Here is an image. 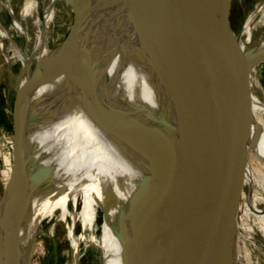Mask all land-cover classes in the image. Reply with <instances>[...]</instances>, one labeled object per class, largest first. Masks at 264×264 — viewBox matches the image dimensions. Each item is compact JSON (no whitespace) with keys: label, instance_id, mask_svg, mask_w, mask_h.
I'll list each match as a JSON object with an SVG mask.
<instances>
[{"label":"bare ground","instance_id":"6f19581e","mask_svg":"<svg viewBox=\"0 0 264 264\" xmlns=\"http://www.w3.org/2000/svg\"><path fill=\"white\" fill-rule=\"evenodd\" d=\"M15 1L17 10L12 0H0L1 19L10 15L1 27L12 35L6 60L12 101L16 86L29 85L58 45L51 33L56 0H42V26L35 18L34 38L24 19L37 9L36 1ZM197 3L194 13L203 8L208 14L204 29L212 53L210 83L234 58L235 48L245 51L258 41L255 31L264 26V0L256 1L237 33L226 25L225 0ZM114 15L104 21L98 32L101 39L93 46V62L102 71L99 89L103 100L111 107L145 106L153 115L167 118L171 74L165 34L170 32L173 17L168 0H137L133 7ZM158 20L163 23L160 27ZM257 47H264V39ZM172 48L182 62L183 46L176 36ZM14 65L19 66L17 70ZM235 75L237 80L211 108L209 134L216 138L217 161L225 171L228 227L235 226L234 216L242 212L253 217L264 237V99L250 94L247 69L240 68ZM79 94L71 77L62 75L32 95L24 133L27 170L42 167L47 179L41 186L21 191L13 202L11 212L15 211L19 222L7 232L6 249L15 253L17 264H31L32 255L44 252L39 235L47 239L48 257L55 264L60 254V225L65 264H79L85 255L98 264H148L154 258L149 255L143 229L127 212L146 168L142 159L94 123ZM183 100L180 91L176 103ZM44 218L49 222L47 228L41 226Z\"/></svg>","mask_w":264,"mask_h":264},{"label":"water","instance_id":"95a60500","mask_svg":"<svg viewBox=\"0 0 264 264\" xmlns=\"http://www.w3.org/2000/svg\"><path fill=\"white\" fill-rule=\"evenodd\" d=\"M200 1L204 2L168 0L173 16L170 32L165 34L171 113L163 118L153 115L145 106L133 109L129 104L111 107L105 103L99 89L102 71L93 62V46L101 39L98 32L104 21L116 17L117 11L122 14L133 7L137 0H67L73 16L66 35L35 79L29 85L16 86L11 104L14 164L0 201V264H17L15 253L6 249L10 242L7 232L18 221L13 216L15 211L11 212L13 202L18 201L21 191L41 186L47 179L44 175L47 170L42 167L27 170L24 133L31 98L39 88L62 75L71 77L94 123L142 159L146 173L140 178L127 212L143 229L149 255L154 258L148 264H228L230 226L225 171L217 161L215 137L209 134V115L214 103L237 80L235 74L240 68L248 71L253 96L252 70L264 61V47H257L261 41L258 40L251 49L235 48L234 58L208 83L212 57L204 29L208 14L203 8L200 13L193 11ZM227 9L225 0L224 19L231 29ZM156 25L160 27L163 23L158 20ZM174 36L183 46L182 62L177 61L172 48ZM180 91L184 100L177 104Z\"/></svg>","mask_w":264,"mask_h":264},{"label":"rangeland","instance_id":"374dc122","mask_svg":"<svg viewBox=\"0 0 264 264\" xmlns=\"http://www.w3.org/2000/svg\"><path fill=\"white\" fill-rule=\"evenodd\" d=\"M22 1V0H21ZM37 3V9L32 12L30 17L24 19V24L27 28V31L34 38L36 28L38 27L34 24L35 18L40 19V24L42 26V0H35ZM258 0H228V9L227 17L231 29L234 32H238L242 27L248 13ZM13 9L17 10V4L15 0H12ZM20 4V3H19ZM0 5H2L0 3ZM54 17L52 21L51 33L52 41L57 45L66 35L69 26L72 21L73 11L70 7L67 0H56L53 6ZM1 9V8H0ZM3 17V16H2ZM4 20L0 17V104L4 107H7L8 110L11 108L12 97H10L8 91V73L10 71L7 57L9 55L10 45L8 44V39L12 35L3 27H1L2 22L10 20V15L7 14ZM11 32L15 35L14 30ZM18 39V38H17ZM255 39L261 40L264 39V26H258L255 31ZM32 46V43L29 42L28 48ZM258 66V65H257ZM257 66L252 70V83L251 91L253 96H259L264 99V86L260 85L257 79ZM19 67V66H18ZM17 65L13 66V70H17ZM252 108V106H251ZM12 116V115H11ZM264 116V112H263ZM61 129H59L60 131ZM59 133V132H58ZM8 136V139H12V132L10 129H4L0 124V174L1 170H6L7 165L2 166V156L4 152H8L10 149V142H6L4 136ZM216 141V138H215ZM9 148V149H8ZM252 158V153H248V159ZM12 173V172H11ZM11 173L8 179L11 176ZM1 187V180H0ZM1 189V188H0ZM237 216V217H236ZM239 216V217H238ZM248 217V218H247ZM244 218V219H243ZM234 225L228 231V241H227V260L228 264H264V237L257 231L256 223L253 220L251 215H242V212L234 216ZM242 219V220H241ZM240 221V222H239ZM240 223V224H239ZM49 222L47 218H44L41 221V226L47 228ZM242 225V226H241ZM246 227V228H245ZM242 228V229H241ZM238 230V231H237ZM61 226H57V239L59 244V259L55 264H65V259L63 256V251L65 248V243L61 238ZM235 231V232H234ZM251 231V232H250ZM246 232V233H245ZM42 241V246L44 252L35 253L30 258L31 264H53V260L48 257L49 254V245L45 237H38ZM229 246V247H228ZM79 264H98V262H91L88 255H85L80 258Z\"/></svg>","mask_w":264,"mask_h":264},{"label":"crops","instance_id":"0c3cea01","mask_svg":"<svg viewBox=\"0 0 264 264\" xmlns=\"http://www.w3.org/2000/svg\"><path fill=\"white\" fill-rule=\"evenodd\" d=\"M258 69V73H257V79L260 83V85L264 86V61L260 62L257 66ZM259 97V96H258ZM3 105V104H2ZM0 104V124L3 126L4 129H10L12 132V139H8L7 140V135L4 136V139L6 140V142H10V149L8 150V152H4L3 156H2V166L4 167V165H7L8 167L6 168V170H1V174H0V180H1V189H0V201L1 198L3 196L4 190H5V186L7 184L8 181V177L12 171L13 168V164H14V147H15V130H14V123H13V119L11 116V112L10 109L8 110L7 105L6 107L2 106Z\"/></svg>","mask_w":264,"mask_h":264}]
</instances>
